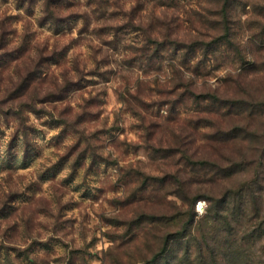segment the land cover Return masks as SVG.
<instances>
[{"label": "rangeland", "instance_id": "1", "mask_svg": "<svg viewBox=\"0 0 264 264\" xmlns=\"http://www.w3.org/2000/svg\"><path fill=\"white\" fill-rule=\"evenodd\" d=\"M263 223L264 0H0V264H264Z\"/></svg>", "mask_w": 264, "mask_h": 264}, {"label": "trees", "instance_id": "2", "mask_svg": "<svg viewBox=\"0 0 264 264\" xmlns=\"http://www.w3.org/2000/svg\"><path fill=\"white\" fill-rule=\"evenodd\" d=\"M252 226L253 225L247 226V228L244 230L243 235L240 238L233 239L235 240L236 243H238V246H237L238 248L239 247L243 248L241 244H245V243H248L250 247H253L259 240H261L260 238L261 236L256 235V231L252 229ZM261 242H262V254L264 255V240ZM254 248L252 250L250 248H247V249L244 248L241 250L239 249L237 250V252H235V255L237 258H240L239 259L240 261H244L246 258H249V263H244V264H256L251 257V255H253L254 258L256 256L254 252ZM245 254L246 256H244Z\"/></svg>", "mask_w": 264, "mask_h": 264}]
</instances>
